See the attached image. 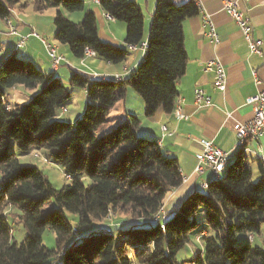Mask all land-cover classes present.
I'll list each match as a JSON object with an SVG mask.
<instances>
[{"label": "trees", "instance_id": "obj_1", "mask_svg": "<svg viewBox=\"0 0 264 264\" xmlns=\"http://www.w3.org/2000/svg\"><path fill=\"white\" fill-rule=\"evenodd\" d=\"M22 1L0 0V18L10 19ZM31 4L37 12L85 8V0H31ZM98 4L126 24V46L100 38L93 10L86 11L80 22L58 10L55 39L77 59L92 50L105 62L124 63L129 49L144 43L143 10L133 0H98ZM199 13L195 0L181 5L157 0L147 47L134 70L116 79L73 69L70 86L82 88L87 99L76 123L57 116L67 109L73 92L53 68L45 71L16 52L0 60V264H264V241L254 246L264 224V167L259 160L239 149L219 178L212 177L206 189L189 194L163 218L167 194L184 180L177 157L143 132L138 114L127 113L110 124L113 108L126 99L129 88L142 97L147 118L159 109L173 113L177 82L188 61L183 23ZM19 86L40 90L21 106L7 95L8 89ZM12 141L24 154L49 151L72 182L56 189L38 166L21 165L10 148ZM256 161L257 181L252 167ZM82 174L90 178V186L78 178ZM51 200L55 205L47 208ZM7 207L18 211L26 229L20 243L12 241ZM199 212L203 221H198ZM66 213L77 216L78 223L73 224ZM118 213L127 216L119 225H102ZM202 224L208 227L198 233L203 250L179 262L178 253ZM48 229L56 234L53 249L44 244Z\"/></svg>", "mask_w": 264, "mask_h": 264}, {"label": "crops", "instance_id": "obj_2", "mask_svg": "<svg viewBox=\"0 0 264 264\" xmlns=\"http://www.w3.org/2000/svg\"><path fill=\"white\" fill-rule=\"evenodd\" d=\"M86 1L85 8L81 12L85 14L86 11L93 10L96 13L100 38L115 45L126 46V24L108 17L96 0H88L90 7H86ZM133 1L137 2L143 10L145 18L144 42H147L157 0ZM188 1L174 0L177 5L184 4ZM199 1L201 3L200 13L197 16L186 19L183 23L188 61L186 72L178 80L177 88L179 93L178 97L183 98V112L187 118L180 119L174 113H167L163 109H159L152 118L138 114L142 120L143 132L158 139L165 153L177 157L184 178L181 186L171 190L167 194L164 207L161 211L163 218H167L175 212L189 194L196 190H203L202 183L211 180L212 173L209 169H206L201 174L196 173V166L198 164L197 155L203 150L206 141L212 140L216 146L230 154V159L234 158L239 149H241L238 147L235 125L236 123L246 122L253 118L254 108L248 103V99L264 89V55L260 56L250 53L248 44L237 23L223 10L224 3L232 0ZM31 5V0H23L21 2V7H25L23 10ZM93 6L95 7L92 8ZM18 7L20 6L13 9V15ZM241 8L251 19L254 28V37L264 41V0H242ZM55 9L54 17L58 10H63L61 7ZM84 14H79L81 20ZM208 14L212 16V20L220 36V42L217 45L212 43L207 37V29L203 25V16ZM14 29L17 32L13 34L15 35L14 37H18V35L19 37H28V42L25 43L26 48H19L18 45H13L11 40L8 39V37L12 36L8 35L7 39L1 42L0 55L7 56L16 52L22 57L32 60L36 65L38 63L37 61H41L42 66L45 67L46 60L34 48L36 44L32 43L33 40H37V45L41 46L43 42L38 37L32 35V30V32L28 31L25 33L24 29L21 30L17 27ZM53 31L55 39L56 30L54 29ZM55 44L58 45L57 48L61 53H63V48H68L67 45L61 44L57 40ZM129 51L130 55L124 63L113 65L106 62L110 65V68L114 67L119 69H116L114 75L125 76L134 70L142 61L144 49L140 48L135 51L130 48ZM61 55L64 56V54ZM215 60L223 63L227 70V89L224 92L215 88L214 72L205 71V65ZM71 63L74 65L73 62ZM42 66L41 69L45 71L53 70L52 66L51 68L45 69ZM71 69L73 70L75 68L72 67ZM252 69L258 71V76L262 82L261 85L255 83L252 76ZM195 88L203 89L212 97V106H197L194 103ZM130 112L137 114L133 111V108L127 107L126 100L117 103L111 112L114 124L118 121H115L116 119L122 118ZM227 113H231V118H228ZM259 145L260 150H258V146L254 142H249L246 153L251 159L259 160V163L264 167V135ZM259 163L256 161L252 165L255 179L259 178L260 175ZM121 221V219H115L114 225H119Z\"/></svg>", "mask_w": 264, "mask_h": 264}, {"label": "rangeland", "instance_id": "obj_3", "mask_svg": "<svg viewBox=\"0 0 264 264\" xmlns=\"http://www.w3.org/2000/svg\"><path fill=\"white\" fill-rule=\"evenodd\" d=\"M86 7L89 6V1H86ZM93 6L92 8H94ZM25 7H18L14 15L10 17V19H1L0 18V47L1 42L7 39L8 35H11L12 37H8V39L11 40V43L13 45H18L16 43H19L22 38H25V43L28 42L27 36H21L14 37L12 33V29L14 28H20L21 30L24 29V32L27 33L28 31H33L38 39L43 42L41 46L37 45V40H33V44L35 45V49L38 50L42 55V57L46 60L45 67L42 66L41 61H37V66L41 68V66L45 68H51L52 64H50V58L48 59V51L46 48V43L53 44L58 47L57 44H55L56 40L54 39V14L56 12L55 8H49L47 10H44L43 12H37L33 5L27 7L23 10ZM63 9V8H62ZM64 13L72 20V21H78L81 20L79 18V14L84 12L78 11V12H68L67 10H63ZM123 23V22H121ZM124 24V23H123ZM34 28V29H33ZM31 31V32H32ZM34 39V38H32ZM28 46H30L28 44ZM23 48H26V44L22 46ZM68 47V46H67ZM18 48V47H17ZM21 48V47H19ZM18 48V49H19ZM21 50V49H19ZM58 53H61V51L58 49ZM66 60L65 62L57 69L54 70V74H58L62 80V82L66 85V87L73 92V98L70 101V103L67 104V109L59 111L58 117L69 119L73 121V123H76V120L78 117L83 113V111L86 108L87 99L85 92L82 88L78 87H71L69 83V78L71 76L72 67L76 70L89 74L94 76H115L114 72L119 70L118 68H110V65L100 59L93 58V57H85L84 59H77L75 58L71 51L68 48H63V53ZM5 57V55H0V60H2ZM47 57V58H46ZM73 62L74 65L71 63ZM48 63V64H47ZM71 66V68H70ZM40 90V87L37 89H27L23 86H19L17 88H11L7 90V95L9 96L10 100L20 104L23 106L24 104H27L32 99V96L37 94ZM126 102L128 108H133V111H135L137 114H140V116L145 115V106L144 101L142 97L135 92L133 89H128V94L126 96ZM123 103V102H122ZM13 105V104H11ZM143 108V110H142ZM69 120V121H70ZM110 124H113V120H111ZM11 150L14 152V154L18 157L21 165L28 166V165H36L40 168V170L46 175V177L49 179V181L52 183V185L56 189H62L65 185H68L72 182L70 180L65 172L63 167L52 161L49 151L44 149H33L30 151V153H22L16 142H11ZM78 178L86 185L90 186L92 184V181L90 178L85 175H79ZM256 179L255 181H257ZM55 203L53 200H51L47 208L54 207ZM5 211L8 214L9 222L11 223L12 228V241L20 243L24 240L26 237V229L24 228L23 224L19 222L18 218V211L14 208L7 207L5 208ZM66 215L70 218L73 224L78 223V217L75 215H72L70 213H66ZM127 216L123 213H118L111 215L106 221L103 222L102 225H114L115 219H125ZM198 221H203V214L201 212L198 213ZM101 225V226H102ZM203 227H207V225L202 224L199 226V229H197L196 232H194L191 236V242L183 248L177 255V259L179 262L187 261L191 259L194 255H197L203 250V244L202 239L198 233L203 229ZM208 230H206L203 234H207ZM44 244L49 248L53 249L56 247V234L48 229L44 233ZM264 241V224L262 225L261 234L257 235L255 238L254 246H261Z\"/></svg>", "mask_w": 264, "mask_h": 264}, {"label": "built area", "instance_id": "obj_4", "mask_svg": "<svg viewBox=\"0 0 264 264\" xmlns=\"http://www.w3.org/2000/svg\"><path fill=\"white\" fill-rule=\"evenodd\" d=\"M98 3V0H96ZM197 5L201 8V3L199 0H195ZM242 0H232L226 1L223 6V10L235 20L239 29L241 30L251 54L264 55L263 46L264 41L257 39L253 35V25L250 17L245 13L241 8ZM108 17H110L107 14ZM111 18V17H110ZM203 25L207 29L206 35L212 43L217 45L220 42V36L217 32L216 25L212 20L211 15L203 16ZM12 33L16 34V30L12 29ZM32 35H36L34 32ZM38 37V35H37ZM25 45V38H22L18 43V47ZM147 43L144 42L139 47H133L135 51L138 49H146ZM46 48L48 51V56L51 60L52 68L57 70L66 60V58L58 53L57 46L53 44L46 43ZM95 52L92 50H87L85 57H95ZM206 72H214V86L220 91H226L227 89V70L223 63L218 60L211 61L205 65ZM93 77H110V76H94ZM252 76L257 85H261V80L258 76V71L252 69ZM115 78H120V75H115ZM195 101L194 103L197 106H212V97L207 94L201 88L194 89ZM248 103L251 104L254 108V116L251 120L241 123H236V133L238 138V147L243 148L247 151V145L249 142H254L260 150V141L264 135V89L260 90L257 94L248 99ZM183 98L177 97L175 101V108L173 113L176 117L180 119H186V115L183 112ZM228 118H231V113H227ZM198 164L196 166V173L201 174L205 172L206 169H209L212 173V177L219 178L220 174L227 167L230 160V154L223 151L221 148L215 145V143L210 140L204 143L203 150L197 155ZM181 171V170H180ZM182 173V172H181ZM208 187V182L202 183V188L206 189ZM75 233H78L75 230Z\"/></svg>", "mask_w": 264, "mask_h": 264}]
</instances>
